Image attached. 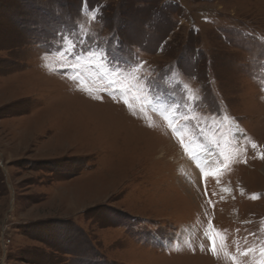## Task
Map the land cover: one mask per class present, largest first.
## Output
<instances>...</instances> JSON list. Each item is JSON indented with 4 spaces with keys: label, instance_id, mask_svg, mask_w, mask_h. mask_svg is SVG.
<instances>
[{
    "label": "rangeland",
    "instance_id": "1",
    "mask_svg": "<svg viewBox=\"0 0 264 264\" xmlns=\"http://www.w3.org/2000/svg\"><path fill=\"white\" fill-rule=\"evenodd\" d=\"M0 264H264V0H0Z\"/></svg>",
    "mask_w": 264,
    "mask_h": 264
},
{
    "label": "snow or ice",
    "instance_id": "2",
    "mask_svg": "<svg viewBox=\"0 0 264 264\" xmlns=\"http://www.w3.org/2000/svg\"><path fill=\"white\" fill-rule=\"evenodd\" d=\"M205 175H207V174H205ZM212 250H213V252L216 251V248H215V241H214V240H213V248H212Z\"/></svg>",
    "mask_w": 264,
    "mask_h": 264
},
{
    "label": "bare ground",
    "instance_id": "3",
    "mask_svg": "<svg viewBox=\"0 0 264 264\" xmlns=\"http://www.w3.org/2000/svg\"><path fill=\"white\" fill-rule=\"evenodd\" d=\"M193 170H194V168H193Z\"/></svg>",
    "mask_w": 264,
    "mask_h": 264
}]
</instances>
